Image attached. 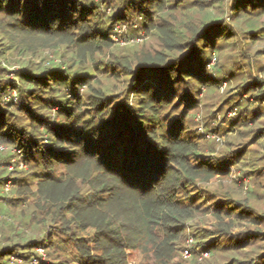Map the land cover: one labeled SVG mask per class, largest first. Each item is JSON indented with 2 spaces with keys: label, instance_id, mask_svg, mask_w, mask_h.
Returning <instances> with one entry per match:
<instances>
[{
  "label": "trees",
  "instance_id": "1",
  "mask_svg": "<svg viewBox=\"0 0 264 264\" xmlns=\"http://www.w3.org/2000/svg\"><path fill=\"white\" fill-rule=\"evenodd\" d=\"M169 2L123 0L107 15L103 5L109 0H0L1 33L10 43L18 42L23 52L62 43L72 48V64L92 59L96 64V51L112 46L116 25H136L134 18L148 33L157 32L168 52L144 54L136 69L119 60L135 74L129 85L133 104L112 95L103 98L98 95L102 91L94 88L87 106L79 87L90 83L89 68L67 75L56 65H39L35 68L39 75L26 68L17 82L0 80L4 145L0 151L6 147L18 151L9 155L15 156L13 161H0V203L6 200L13 208L25 209L20 211V222H15L19 213L4 221L6 242L0 239V264H12V255L27 263L38 258L39 264H133L130 249L140 247L146 236L144 247L150 244L155 261L139 264H175L172 260L187 222L197 212L198 194L188 193L189 188L220 172L197 161L199 147L185 137L184 118L172 120L166 131L162 113L172 109V97L182 90L181 98L192 100L186 87L196 76L205 78L202 65L207 59L201 57L200 41L203 47L214 48V36L224 35L226 28L215 18L185 39L176 26L180 21L175 20L174 26L173 21L160 23L170 16H164ZM236 6L241 17H249L245 10L264 6V0H239ZM187 48L191 51L186 55L169 57ZM208 80L212 86L213 80ZM8 89L18 91L17 103L4 101ZM260 95L264 96V82ZM249 105L252 102L240 104L243 109ZM243 116L247 123L249 115ZM9 164L20 169L15 177L6 174ZM9 180L15 182L6 196L1 187ZM232 204L236 205L231 203L229 209ZM222 206L216 203V208ZM35 222L50 238L49 244L28 235ZM221 227L224 230L225 224ZM40 246L47 250L49 263L38 255Z\"/></svg>",
  "mask_w": 264,
  "mask_h": 264
},
{
  "label": "rangeland",
  "instance_id": "2",
  "mask_svg": "<svg viewBox=\"0 0 264 264\" xmlns=\"http://www.w3.org/2000/svg\"><path fill=\"white\" fill-rule=\"evenodd\" d=\"M169 1L170 6L164 16H170H166V22L161 20L160 23L168 25L169 21H173L174 26L175 20L180 21L176 26L180 28V33L185 39L192 37L205 23L215 18L220 19L219 23L226 28L224 35L218 33L214 36V48L203 47V42L200 41L198 47L200 52L202 50L201 57L207 59L202 65L206 79L196 76L189 85L184 83V87L188 85L186 88L192 91V100L187 103L186 99L181 98L182 90L172 97V109L162 113L166 131L172 120L175 121L178 116L184 118L182 125L186 127L185 137L199 147L201 157L197 161L208 162L218 167L220 172L208 180H198L196 186L189 188L188 193L198 194L197 212L188 220L187 232L180 239L172 262L264 264V96L260 95L264 82V6H252L245 10L249 17H241L243 12H236L239 0ZM122 4L123 0H109V4H104L103 8L107 15H111ZM174 4L177 5L176 10L171 13L170 9ZM133 23H136V26L116 25L114 31L118 33L112 31V46L96 51V64L92 59L81 65L72 64V48H67L66 44L62 43H50L46 47L39 45L32 48L33 50L23 52V48L17 46L18 42L13 44L5 38L7 36L1 33L3 29L0 27V80L17 82L21 70L26 68L39 75L35 69L39 65L47 68L56 65L55 67L64 69L67 75L89 68L92 70L89 72L92 73L90 83L79 87L80 95L88 101L87 106L94 88L102 91V94L98 95L103 98L112 95V99L117 98L133 104L135 96L129 92V85L135 74L130 72V68L136 69L138 61L146 53H168L164 50L163 39L157 32L148 33L141 28L140 21L136 18ZM258 29L256 34L252 32ZM188 51H191V48L184 52L174 51L169 57L186 55ZM119 60H127L129 70L124 68ZM209 78L214 82L212 86L206 82ZM251 102L252 105L246 106L247 108L240 106ZM55 112L52 108V116H55ZM246 113L249 115L247 123L243 122V115ZM254 113H257L255 119L251 118ZM5 150L0 151L1 162L11 161L15 156L9 157L10 154H18L17 149L10 151V147H6ZM2 167L0 166V171ZM8 168L7 175H18L17 171L20 169L17 170L12 164H9ZM24 170L31 173L27 167H24ZM15 180H9L1 187L4 195L9 194ZM7 183H10L8 189ZM218 202L223 205L220 209L216 208ZM231 203H236L232 204L235 210L229 209ZM22 209L9 206L6 200L0 203V239L5 237L2 236L6 229L4 221L19 213L15 222H20ZM222 224H225L224 230L221 229ZM31 226L28 234L30 237L44 239L43 245L50 243V238L43 228L38 227L36 222ZM147 238L146 236L143 239L140 247L130 249L131 263L155 261L154 252L149 249L150 244L149 248L144 247ZM5 240L6 238L3 239L4 243ZM186 248H190V254H186ZM37 253L49 263L44 246H40ZM11 261L12 264H33L32 261L27 263L26 260L13 255Z\"/></svg>",
  "mask_w": 264,
  "mask_h": 264
},
{
  "label": "built area",
  "instance_id": "3",
  "mask_svg": "<svg viewBox=\"0 0 264 264\" xmlns=\"http://www.w3.org/2000/svg\"><path fill=\"white\" fill-rule=\"evenodd\" d=\"M119 25H125L127 27L129 26L125 23L119 24ZM116 33H118V32H116ZM3 99L5 102H11L12 101L14 103H17L19 101L18 91L16 89H9L8 91L5 92ZM3 148H4V146L0 145V149H3ZM9 184L8 183L6 184L7 189L10 188ZM189 250H190V248H186V250H185L186 254H190ZM203 254L207 255L208 253H203ZM32 262H33V264H39L40 260L38 258H34V259H32Z\"/></svg>",
  "mask_w": 264,
  "mask_h": 264
}]
</instances>
